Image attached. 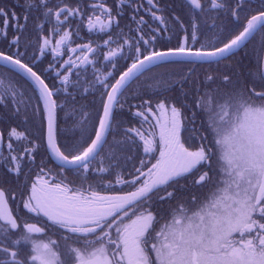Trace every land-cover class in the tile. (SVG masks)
Masks as SVG:
<instances>
[{
    "label": "snow or ice",
    "instance_id": "obj_1",
    "mask_svg": "<svg viewBox=\"0 0 264 264\" xmlns=\"http://www.w3.org/2000/svg\"><path fill=\"white\" fill-rule=\"evenodd\" d=\"M0 264H264V0H0Z\"/></svg>",
    "mask_w": 264,
    "mask_h": 264
},
{
    "label": "flooded vegetation",
    "instance_id": "obj_2",
    "mask_svg": "<svg viewBox=\"0 0 264 264\" xmlns=\"http://www.w3.org/2000/svg\"><path fill=\"white\" fill-rule=\"evenodd\" d=\"M251 49V45L249 46V50Z\"/></svg>",
    "mask_w": 264,
    "mask_h": 264
}]
</instances>
